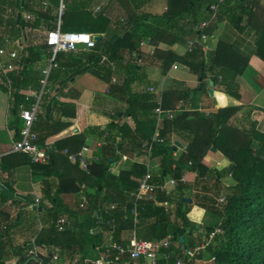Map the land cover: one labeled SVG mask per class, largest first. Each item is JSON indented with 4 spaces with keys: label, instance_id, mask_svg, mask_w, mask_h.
<instances>
[{
    "label": "trees",
    "instance_id": "trees-1",
    "mask_svg": "<svg viewBox=\"0 0 264 264\" xmlns=\"http://www.w3.org/2000/svg\"><path fill=\"white\" fill-rule=\"evenodd\" d=\"M151 1L106 0L98 6L96 0H62L64 11L60 29L95 34L100 40L91 50L55 55L53 64L56 66L49 69L39 112L32 126L39 144L69 127L63 118L74 116V105L61 102L57 97L76 99L78 96L73 95L70 83L80 75L89 74L105 84L106 98L123 105L124 109L114 111L111 115L113 122L103 128L91 127L85 131L98 138L108 133L99 161L89 163L88 172L77 163H71L68 155L63 154L65 150L68 154L79 152L87 142L84 134L54 142L46 165L33 164L28 159L31 166L42 170L44 176L43 197L39 199L37 209L41 228L32 233L30 242L34 241L37 247L47 250L46 256L38 254L42 264H49L53 255H57L60 264L74 258L78 259L75 264H93L87 260L96 258L94 250L103 247L109 235L112 242L121 246L130 244L133 239L158 244L170 237L169 247L160 249L167 255L161 264H175L177 260L194 264L204 255L211 264H264V133L233 124L231 119L238 108L228 104L229 99L236 101L239 98L237 78L244 72L247 59L239 57L222 41L212 52L195 45L180 57L158 47L152 55L142 49L143 39L157 46L160 42L171 44L182 39L187 42L201 34L209 38L224 19L240 27L245 17L246 23L259 33L256 54L264 62V18L260 26L254 20V11L261 0H225L224 5L219 6L215 21L202 30L194 27L208 19V6L216 0H168L166 12L159 15L142 11ZM42 2H46V6ZM59 3L60 0H0V41L3 43L6 38L13 43L21 64L8 74L10 96L16 107L15 122L20 120V110L29 109L34 103L33 98L26 100L22 92L28 89L40 92L45 75L37 65L47 63L51 57L44 38L34 40L32 31L40 22H44L48 29L54 28ZM114 3L122 14L111 20L108 10ZM97 7L100 9L96 12ZM19 14L20 20L17 19ZM25 14H31L32 18L25 20ZM180 21L186 22L183 26L186 36L183 38L173 33ZM17 40L21 42V49L16 46ZM174 61L201 77L199 85L208 99H216L217 104L221 95L224 103L209 114L198 110L174 112L173 117L164 118L156 130L154 109L158 106L157 95L147 91L133 92L132 85L143 83L146 67H154L164 74ZM206 74L208 80H205ZM0 87L8 92L3 84L0 83ZM215 91L219 92L217 97ZM190 93L185 88L173 92L170 111L174 110L178 100L188 98ZM161 105L164 108L163 103ZM123 118L128 121L121 124ZM155 130L156 139L152 141ZM172 135L186 143L185 150L179 154H174ZM114 146L123 154L137 151L140 161H144L146 149L151 146L152 178L149 183L160 187L166 181H172L174 188L169 193L156 190L153 199H136L139 179L146 173V168L141 164L122 163L115 155ZM211 149L222 155L220 164L214 169L204 162ZM155 163L157 168L153 171ZM224 172L232 180L228 186L220 183ZM184 173H196L193 182H182L180 179ZM82 185L88 189L87 206L79 208ZM66 195L75 197L73 208L64 202ZM221 197L224 198L222 203L218 201ZM22 201L27 206L34 203L29 197L22 198L0 190V219L4 222V229L0 228V246L3 245L2 239L18 227L24 215L20 212V218L11 222L10 215L4 214L1 208ZM134 205L138 211L136 224L131 214ZM193 207H200L216 217L218 223L197 227L187 217ZM58 216L67 219L62 232L50 224ZM180 237L183 242L178 241ZM30 242L25 241V247H17L20 251L16 264H23L29 258ZM200 247H204L201 252L194 253L191 258L187 256V252ZM110 258L111 264L142 262L140 259L130 261L127 257L116 259L114 255ZM0 264H3L1 260Z\"/></svg>",
    "mask_w": 264,
    "mask_h": 264
},
{
    "label": "crops",
    "instance_id": "crops-1",
    "mask_svg": "<svg viewBox=\"0 0 264 264\" xmlns=\"http://www.w3.org/2000/svg\"><path fill=\"white\" fill-rule=\"evenodd\" d=\"M98 6L103 5L106 0H96ZM168 0H153L147 3L142 11L150 14H162L166 12ZM254 20L259 26L264 18V0H261L258 9L254 11ZM253 19V18H252ZM247 18L244 17L240 27L233 26L228 20L224 19L216 26L212 35L208 38L206 49L204 51L212 52L219 41L229 45L239 57L247 59V66L241 76L237 78L239 85L238 100H228V104L237 107L238 110L231 119L232 123L243 129H255L264 133V62L257 57L256 44L259 38V33L255 28L247 23ZM186 22L180 21L176 24L173 33L181 38L185 37L183 26ZM195 29V27H194ZM196 30V29H195ZM99 37V36H98ZM44 38V37H43ZM162 51L170 52L173 56L180 57L185 55L186 40L175 41L171 44L160 42L155 46L148 39H143L142 49L145 53L152 55L156 48ZM43 71V70H42ZM145 80L143 83H134L132 85L133 92L147 91L149 87H154L162 91L163 110H171L170 101L174 94L181 88L191 91L188 98L178 100L174 105V110L178 108V112L200 111L205 113L214 112L223 104V96H218V91H215L218 96L219 103L216 104V99H208L200 88L201 77L191 74L187 66L178 61H174L166 73L154 67H146L144 69ZM209 76L205 75V80ZM212 86V84H211ZM70 88L74 90L73 95L78 96L76 99H70L61 96L57 98L64 103L74 105V116L64 117L63 121L69 124L65 130L58 135L51 137L47 142L53 145L54 142L72 137L78 134H84L86 141H92L98 138L96 135L85 132L87 128L99 127L103 128L107 124L113 122L112 114L116 110H107L105 106L109 102L116 107L112 100L105 96L106 85L98 81L95 77L89 74L80 75L72 80ZM218 88H215V90ZM176 90V91H174ZM163 92H167L163 95ZM64 94L66 91L64 90ZM20 108V106L18 107ZM17 108V109H18ZM122 113L119 114L121 116ZM16 107L10 93L5 92L0 87V190L4 189L10 194H15L22 198L29 197L31 200L34 197H43V172L41 169L34 168L28 161V158L22 154L12 151V144L19 140V130L21 128V120L16 121ZM126 118L121 119L120 123H125ZM172 145L175 147L174 154H179L185 150L186 143L178 136L172 135ZM222 159L221 153L215 149L207 154L204 159L206 165L214 169ZM39 165V164H38ZM157 168L156 163L152 166L153 171ZM194 174H187L188 183L193 182ZM222 186L232 184V180L225 172L220 179ZM166 187L171 191L174 186L167 182ZM74 196H64V202L68 207L73 208ZM142 199H153L152 196H144ZM19 203V204H18ZM18 205L8 203L2 206L1 210L4 214L10 215V221L20 218V212L24 213L20 219L18 227L10 231L6 237L2 239L0 246V260L3 264H16L17 254L20 248L19 245L25 247V241L32 240V233L37 232L41 228L38 207L35 204L25 205L26 202H18ZM34 215H30V214ZM188 219L196 224L197 227L211 226L218 223V219L212 215L205 213L200 207H193L187 215ZM0 228L4 229V222L0 219ZM28 230L31 235L26 237ZM39 254L47 255L46 249H40ZM57 254V253H55ZM203 259H208L204 255ZM209 260V259H208ZM195 264V263H194Z\"/></svg>",
    "mask_w": 264,
    "mask_h": 264
},
{
    "label": "built area",
    "instance_id": "built-area-1",
    "mask_svg": "<svg viewBox=\"0 0 264 264\" xmlns=\"http://www.w3.org/2000/svg\"><path fill=\"white\" fill-rule=\"evenodd\" d=\"M225 0H216L212 4L208 6L209 10V17L208 19L198 23L195 26L196 30H202L207 27L210 23H213L216 19L218 14L219 6L224 5ZM46 2H42L43 6H46ZM99 7L96 8V12L99 11ZM64 11V6L62 0H60L58 11H57V18L54 20V28L48 29L44 22H40L38 25L34 26L35 28L32 31V38L34 40H40V38L44 37V42L46 46L49 48L51 57L48 60V66L43 69V74L45 75V80L48 76L49 69L52 66H56L53 64L55 55L59 52L62 53H70L76 50H84L88 51L95 48L96 45V37L98 35L90 34V33H81V32H64L60 29L61 24V16ZM32 18L31 14H25L24 19L30 20ZM86 38V39H83ZM208 40V36L205 34H201L197 38L193 40H188L186 42V51L190 52L193 46L199 45L202 46L203 50L206 49L205 43ZM16 46L20 49L22 47L20 40L16 41ZM20 56L18 55L17 48L13 47V43L9 40L4 38V42L1 43L0 41V83L3 84L8 88V93H10V81L8 78V74L16 71L20 67ZM115 81L114 79L112 80ZM44 86V81L42 83V88L39 93L33 92L30 89L27 91L22 92L25 95L26 100L29 98L34 99V103L29 109H21L19 113V117L21 120V128L19 130V140L12 144V151L15 153H19L28 157L31 163L39 164V165H46L49 163V156L52 152L53 145L49 142H45L44 144H39L38 138L36 133L32 131V126L36 121L38 112H39V102L40 97L42 94ZM147 92L150 94L157 95L158 98V106L154 109L155 116H156V130L160 128L161 121L164 118H172L173 113L178 111L179 109L170 111V110H163L162 109V91L157 90L154 87H149ZM207 114V113H205ZM156 130L154 135L152 136L151 140L156 139ZM108 138V133H104L101 138H96L92 141H87L86 144L81 148V150L74 154H68V151H63V154L68 155V160L75 164L77 163L81 169L85 172H88V165L92 162H98L100 158V150L106 145ZM115 147V155L120 157V161L122 163H130V164H141L146 168V173L139 179V186L138 191L136 193V199H142L144 196H152L156 193V190H160L161 192L169 193L170 191L167 189L166 184L170 182L173 186L172 181H166L160 187L150 184V180L152 178L151 175V157L150 153L152 147L149 146L146 149V155L144 161L139 160V153L137 151L132 152L131 154H123L120 150ZM188 165H191L188 163ZM196 175V173H194ZM182 182L186 183L187 180V173H184L180 179ZM88 189L85 185H82L79 191V202L78 207L84 208L87 206V199L86 193ZM40 198L34 197V204L35 206H39ZM219 202H224V198L221 197L218 200ZM47 206H50L48 202L45 203ZM131 214L133 217L134 224L137 223L138 218V211L136 207L131 209ZM50 224H53L59 232L64 231L67 225V219L65 216H58L56 219L51 220ZM220 232V230H217ZM213 235V234H212ZM212 235L210 237H212ZM170 237L162 240L158 244H154L147 241H139L133 239L130 244L125 246L117 245L112 242V236L109 235L106 238L105 245L103 247L96 248L94 251L96 253V258L87 260L93 264H111L110 256L114 255L116 259L127 257L128 260H141L142 262L139 264H161V260L167 259V255L162 254L160 252L161 248H168L170 245ZM34 241L30 242L31 249L28 251L29 257H35L38 259L37 264H42L39 260L38 254L41 248L37 247ZM204 247L196 248L194 252H187V256L191 258L194 253L201 252ZM78 261L77 258H74L70 262L66 264H75ZM49 264H60L57 255H53ZM123 264H128L125 261ZM175 264H186L180 260H177Z\"/></svg>",
    "mask_w": 264,
    "mask_h": 264
},
{
    "label": "rangeland",
    "instance_id": "rangeland-1",
    "mask_svg": "<svg viewBox=\"0 0 264 264\" xmlns=\"http://www.w3.org/2000/svg\"><path fill=\"white\" fill-rule=\"evenodd\" d=\"M120 12V13H119ZM108 13H109V17L111 18V20H115L116 18L119 17V14H122V11L120 10L119 6L117 4H113L109 10H108ZM41 39V38H40ZM48 66V63H44V62H40L38 65H37V68H39V70H43L45 69L46 67ZM116 107H113V105L111 104V102L108 103L107 106H105V108L109 111L113 110V109H120V110H123L124 109V106L121 105V104H115ZM31 216L34 215V214H30ZM31 235L30 231L28 230V233L26 235V237H29ZM207 257V256H206ZM195 264H211V261L208 260V259H202V260H196L194 262Z\"/></svg>",
    "mask_w": 264,
    "mask_h": 264
},
{
    "label": "water",
    "instance_id": "water-1",
    "mask_svg": "<svg viewBox=\"0 0 264 264\" xmlns=\"http://www.w3.org/2000/svg\"><path fill=\"white\" fill-rule=\"evenodd\" d=\"M17 19L18 20L21 19V15L20 14L17 16ZM95 39H96V41H99L100 37L97 36ZM45 81L46 80H44V84H45ZM190 234H191V232H188V235H190ZM182 240H183V237H180L178 241L183 242ZM31 262H36L37 263L38 259L35 258V257H29L23 264H30Z\"/></svg>",
    "mask_w": 264,
    "mask_h": 264
},
{
    "label": "snow or ice",
    "instance_id": "snow-or-ice-1",
    "mask_svg": "<svg viewBox=\"0 0 264 264\" xmlns=\"http://www.w3.org/2000/svg\"><path fill=\"white\" fill-rule=\"evenodd\" d=\"M83 39H86V38H83Z\"/></svg>",
    "mask_w": 264,
    "mask_h": 264
}]
</instances>
